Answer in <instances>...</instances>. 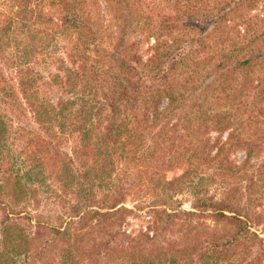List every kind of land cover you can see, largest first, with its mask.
Returning a JSON list of instances; mask_svg holds the SVG:
<instances>
[{
    "label": "trees",
    "instance_id": "trees-1",
    "mask_svg": "<svg viewBox=\"0 0 264 264\" xmlns=\"http://www.w3.org/2000/svg\"><path fill=\"white\" fill-rule=\"evenodd\" d=\"M260 224L264 0H0V264H264Z\"/></svg>",
    "mask_w": 264,
    "mask_h": 264
},
{
    "label": "rangeland",
    "instance_id": "rangeland-1",
    "mask_svg": "<svg viewBox=\"0 0 264 264\" xmlns=\"http://www.w3.org/2000/svg\"><path fill=\"white\" fill-rule=\"evenodd\" d=\"M180 1H181V3H183V0H180ZM206 1H208V0H206ZM259 5H261V2L256 3V8H255V10H252V12L256 11L257 7H259V9H260ZM152 18L154 19L153 16H152ZM147 19L148 18L143 17L141 19V21H147ZM130 28H129V34L126 36V39H128L131 43V42H134V40L137 38L139 33L137 32L136 29L130 30ZM147 42H148V44H147ZM149 44H151L150 40H148V41L143 40L138 45L139 55L142 57V59H146L151 54L150 49H148ZM215 137H216L215 133L212 132L209 134L210 141H213V139H215ZM221 138H223V135ZM230 158L234 159L236 162H239L242 159V153L239 152V153L232 154V155H230ZM181 172H182V169H180V168L172 169L170 171H166L164 173V178L166 180H169L172 177L179 175ZM126 199L127 200L125 201V206L127 208H131L132 210L135 207L134 209L136 212L134 211L132 213H129L128 215H126L124 217V219L122 220L120 227H119L120 232L123 231L125 234H128L130 236L135 235L139 232L140 233L149 232L150 231V229H149L150 216L147 213L146 207L150 204L151 196H144V197H141L139 199L134 198L132 196H128ZM173 199L180 201L181 209H185V210L188 209L189 198H188L186 193L174 195ZM43 205L44 206L38 208L37 213H39L41 215L43 220L48 221L49 223L52 224V220L54 219L53 218L54 212L52 210V203L47 202V203H44ZM54 206L59 211H62L57 205H54ZM257 229L263 230L261 232V234L263 235V238H264V224H260Z\"/></svg>",
    "mask_w": 264,
    "mask_h": 264
}]
</instances>
